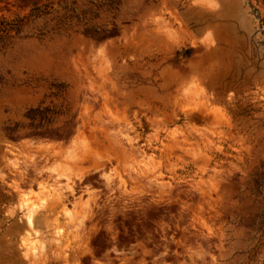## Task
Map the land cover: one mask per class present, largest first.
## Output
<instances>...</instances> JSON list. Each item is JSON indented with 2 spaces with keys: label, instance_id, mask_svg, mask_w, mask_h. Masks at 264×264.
<instances>
[{
  "label": "rangeland",
  "instance_id": "rangeland-1",
  "mask_svg": "<svg viewBox=\"0 0 264 264\" xmlns=\"http://www.w3.org/2000/svg\"><path fill=\"white\" fill-rule=\"evenodd\" d=\"M0 264H264V0H0Z\"/></svg>",
  "mask_w": 264,
  "mask_h": 264
},
{
  "label": "bare ground",
  "instance_id": "bare-ground-1",
  "mask_svg": "<svg viewBox=\"0 0 264 264\" xmlns=\"http://www.w3.org/2000/svg\"><path fill=\"white\" fill-rule=\"evenodd\" d=\"M58 174V173H57ZM61 174V173H60ZM43 188V187H42ZM30 211V210H29ZM28 217V216H27ZM29 218V217H28ZM30 221V220H29Z\"/></svg>",
  "mask_w": 264,
  "mask_h": 264
}]
</instances>
